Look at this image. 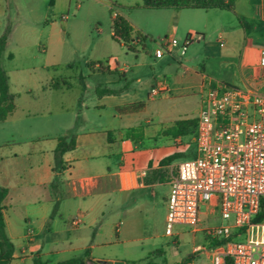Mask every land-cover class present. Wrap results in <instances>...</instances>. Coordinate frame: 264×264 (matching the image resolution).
<instances>
[{
	"label": "crops",
	"instance_id": "crops-1",
	"mask_svg": "<svg viewBox=\"0 0 264 264\" xmlns=\"http://www.w3.org/2000/svg\"><path fill=\"white\" fill-rule=\"evenodd\" d=\"M47 1L51 0H45V5ZM94 1L109 13L116 6L164 11L169 13L165 31L171 35L164 31L162 38L180 34L181 40L191 36L194 40L185 56L176 52L156 57L158 46L152 49L146 44L144 51H134V61L97 65L89 76L94 94L76 97L74 121L65 135L76 139V148L65 153L60 165L55 159L58 139L46 149L36 139L0 145V185L9 192L4 202L6 233L14 244L11 264H34L38 258L57 264L86 252L89 260L105 264L114 243L105 236L101 217L116 209L127 216L132 202L137 207L141 196L154 195L153 188L162 184L165 166L161 162L182 155L179 147L190 138L188 132L172 133L179 122L198 120L207 90L223 86L264 93V0H232L231 11L152 10L142 7L143 0ZM70 2L54 0L45 11L37 7L35 14L46 21L56 7ZM2 17L5 11L0 0ZM129 24L142 32L140 24ZM161 81L167 91L152 96L151 90ZM176 108L179 111L171 118L170 110ZM193 108L198 112L195 118L190 115ZM124 197L127 200L122 202ZM77 216L81 223L74 226ZM217 244L211 239L209 249L217 253ZM140 249L137 256L141 259H124L121 264H172L157 262L164 251L155 256L159 250L153 247ZM194 261L190 257L175 264Z\"/></svg>",
	"mask_w": 264,
	"mask_h": 264
},
{
	"label": "rangeland",
	"instance_id": "rangeland-1",
	"mask_svg": "<svg viewBox=\"0 0 264 264\" xmlns=\"http://www.w3.org/2000/svg\"><path fill=\"white\" fill-rule=\"evenodd\" d=\"M53 4L54 0L47 1L46 5L45 0H3L5 17L0 20V37L8 27L11 33L1 66L10 77L16 108L0 124V145L36 139L44 149L49 148L64 137L73 124L76 97L84 93L89 98L94 94L93 80L89 76L96 66L136 59L135 50L114 40L111 15L106 6L94 0H71L70 4L56 7L46 21L37 18V7L45 11ZM114 11L122 12L129 22L140 24L142 33L153 40L147 41V46L156 48L167 27L166 14L169 13L119 6L114 7ZM165 34L171 35L168 30ZM175 37L182 38L180 34ZM170 111L172 118L179 109ZM190 115L197 117V109L193 108ZM188 133L190 138L184 139L179 147L182 155L173 161V166L161 170L162 184L153 188L154 195L148 192L141 196L137 207L131 201L127 216L116 209L105 211V216L101 217L105 236L114 243L112 253L104 258L105 264H113L112 261L121 264L124 259L138 261L140 247L144 251L152 247L155 251H164L163 258H156L159 263L167 260L175 264L194 257V264H215L216 250L209 249L211 239L205 229L226 222L208 204L201 206L199 231L178 225L174 237L166 234L171 174L180 163L197 154L196 127L190 126ZM126 200L124 197L122 202ZM198 245L204 251L196 254L194 249Z\"/></svg>",
	"mask_w": 264,
	"mask_h": 264
},
{
	"label": "built area",
	"instance_id": "built-area-1",
	"mask_svg": "<svg viewBox=\"0 0 264 264\" xmlns=\"http://www.w3.org/2000/svg\"><path fill=\"white\" fill-rule=\"evenodd\" d=\"M113 18L119 14L113 11ZM194 37L161 38L156 57L185 56ZM151 38L133 30L129 45L144 51ZM264 57V52H263ZM167 91L164 82L152 96ZM197 154L176 167L170 177L166 234L178 225L199 231L201 206L216 209L225 224L205 229L220 243L215 264H264V93L254 89L215 86L202 98L197 120ZM81 223L79 216L72 221ZM197 247L195 253L202 252Z\"/></svg>",
	"mask_w": 264,
	"mask_h": 264
},
{
	"label": "trees",
	"instance_id": "trees-1",
	"mask_svg": "<svg viewBox=\"0 0 264 264\" xmlns=\"http://www.w3.org/2000/svg\"><path fill=\"white\" fill-rule=\"evenodd\" d=\"M142 7L152 10H161V9H219V10H233V1L230 0L226 2L225 0H143ZM113 10H110V15L112 18V30L113 38L116 41H121L129 49L134 50L130 47L129 42L131 38V33L133 31L128 20L125 17L118 16L113 18ZM11 29L8 27L4 34L0 37V124L5 122L9 116L14 112L15 99L10 90V77L8 73L1 66V59L3 54L6 51L8 40L10 37ZM197 120H188L178 123V128L172 134L174 136L186 135L190 126L196 127L197 133ZM76 139L73 136H64L58 139V145L55 149V159L56 162L60 165L62 163V158L65 153L72 151L76 148ZM179 155L175 154L168 157L167 159L161 162L162 166H168L177 159ZM8 190L0 185V264H11L14 260L13 251L14 244L7 236L6 233V223L4 217V202L8 197ZM264 218V211H261L259 215L256 216L255 221H260ZM218 246L220 243L217 244ZM162 254V251L155 252V256ZM89 261V263H88ZM34 264H47L42 259L38 258L34 260ZM57 264H97L89 260V253L86 252L82 257L69 259L66 261H61ZM147 264H153L151 261Z\"/></svg>",
	"mask_w": 264,
	"mask_h": 264
}]
</instances>
